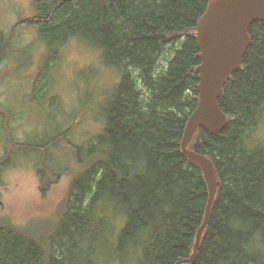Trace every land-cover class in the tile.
<instances>
[{"label":"trees","instance_id":"1","mask_svg":"<svg viewBox=\"0 0 264 264\" xmlns=\"http://www.w3.org/2000/svg\"><path fill=\"white\" fill-rule=\"evenodd\" d=\"M208 1L33 0L28 24L41 42L62 49L78 39L97 48L120 82L99 104L103 126L91 140L68 137L64 126L39 144L16 143L15 152L47 161L39 170L43 195L70 169L48 164L49 149L63 144L74 176L58 215L25 228L0 221V264H176L192 254L209 189L181 141L200 100L195 32ZM249 33L242 67L218 100L228 123L199 128L189 146L212 159L221 185L187 264H264V145L254 136L264 118V21ZM7 48L0 32V61Z\"/></svg>","mask_w":264,"mask_h":264},{"label":"rangeland","instance_id":"2","mask_svg":"<svg viewBox=\"0 0 264 264\" xmlns=\"http://www.w3.org/2000/svg\"><path fill=\"white\" fill-rule=\"evenodd\" d=\"M34 15L33 0H0V32L8 42L0 61V221L23 228L38 216L48 219L61 212L75 164L63 144L49 149L48 164L63 162L62 168L70 169L55 177L43 195L39 170L47 161L37 153L15 152L16 143L39 144L64 126L71 131L68 137L91 140L103 126V115L96 118L99 104L120 82V71L105 65L97 48L78 39L62 49L41 42L35 26L28 24ZM254 134L264 145V118ZM7 160L12 161L3 166ZM35 226L43 237L41 223Z\"/></svg>","mask_w":264,"mask_h":264},{"label":"water","instance_id":"3","mask_svg":"<svg viewBox=\"0 0 264 264\" xmlns=\"http://www.w3.org/2000/svg\"><path fill=\"white\" fill-rule=\"evenodd\" d=\"M256 21H264V0H209L197 22L195 34L201 59L197 66L200 100L187 122L181 150L185 157L201 166L209 192L205 216L197 230L193 252L176 264H187L195 260L221 185L212 159L189 146L199 128L217 131L228 123L227 114L219 106L218 100L224 93L227 78L242 67L243 57L251 42L249 30Z\"/></svg>","mask_w":264,"mask_h":264}]
</instances>
